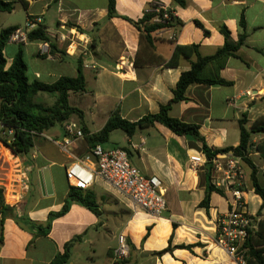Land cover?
<instances>
[{
  "label": "crops",
  "instance_id": "0c3cea01",
  "mask_svg": "<svg viewBox=\"0 0 264 264\" xmlns=\"http://www.w3.org/2000/svg\"><path fill=\"white\" fill-rule=\"evenodd\" d=\"M1 1L15 2L10 14L23 10L26 20L25 26L8 21L0 31L15 26L24 29L31 21L29 33L44 27L50 36L49 42L10 40L4 50L8 66L22 49L29 80L51 84L61 77L76 78L81 63L86 90L70 93L69 102L83 111L84 120L73 115L68 121L82 129L85 126L91 135L104 128L115 110L130 121L157 114L161 105L173 99L181 74L196 61L195 55L180 56L177 66H168L176 47L198 45L203 57L212 56L225 44L223 26L234 43L245 35L237 56L230 57L220 72L232 85L193 84L186 92L188 100L173 104L170 115L199 125L213 149L237 147L240 121L246 119L250 128L264 116V0H184L185 5L175 0H116L122 17L113 18L109 17L108 0ZM152 2L170 9L175 21L172 27L152 33L149 42L125 18L141 20ZM91 43L95 51L89 59L97 64L96 70L85 68L81 58ZM52 45L57 47L55 55H50ZM36 100L52 106L56 97L40 93ZM65 136L64 124H57L39 136L27 157L17 159L0 141V178L11 177L4 170L14 171L19 161L28 169L20 198L3 196L0 264H50L65 253L68 244L71 256L67 264H239L216 242V221L229 209V194L211 192L208 205L202 206L213 173L208 174V163L192 167L190 157L204 154L201 146L191 136H178L160 124L138 129L132 137L126 135V146L108 142L103 146L126 149L142 174L160 178L167 201L162 216L134 208L126 196L97 177L83 193L94 197L98 213L73 202L67 213L52 219L48 232L40 231L50 215L60 212L66 203L70 192L66 168L94 147L84 136L64 151L58 143ZM252 140L249 158L264 187V156L255 148L264 134H254ZM90 164L97 166L95 160ZM241 165L248 212L262 221L264 202L252 186V169L243 161ZM44 170L49 173L51 192L43 183ZM122 233L128 238L131 254L119 262L114 253ZM183 245L191 249L180 248Z\"/></svg>",
  "mask_w": 264,
  "mask_h": 264
},
{
  "label": "trees",
  "instance_id": "16d2710c",
  "mask_svg": "<svg viewBox=\"0 0 264 264\" xmlns=\"http://www.w3.org/2000/svg\"><path fill=\"white\" fill-rule=\"evenodd\" d=\"M180 5H185L184 0H175ZM160 2H152L147 5L144 16L139 21L125 18L135 26L144 35L149 42L152 41L151 34L166 28L172 27L175 16L167 23H157L155 19L163 16V10L156 12ZM27 6V5H25ZM15 9V2H4L0 0V11L10 13ZM109 17H122L116 9V0H108ZM173 13L172 11H170ZM199 26L202 25L198 22ZM241 25L245 27L244 16L241 18ZM68 26H72L69 24ZM20 27H9L0 31V124L2 131L0 141L12 153L19 157H27L31 150L36 146L39 136L57 124H63L73 115H77L83 122L84 113L82 110L73 107L69 102L70 93L84 92L86 90V78L83 74L81 63L79 65V74L76 78L61 77L56 82L48 84L38 80L30 81L27 76L28 66L24 58L22 49L15 55L11 64L4 55V50L9 44L10 38ZM226 41L214 55L203 57L199 52L198 45L177 46L172 59L167 63L168 66H177L180 56H196V61L191 63V68L181 74L176 89L173 91V99L165 105L160 106L157 114H148L138 121H130L121 116L119 110H115L104 128L92 135L85 126L83 132L91 145L105 144L109 142L110 136L114 131L121 130L127 136L132 137L138 129L155 127L157 124L163 125L178 136H191L201 146L204 155L210 164L211 159L221 153L233 151L252 169V186L255 193L261 197L264 202V187L257 180V168L249 158L254 148L252 137L254 134H264V116L258 118L250 128L246 126L247 120L243 119L239 123L240 143L237 147H227L223 149H213L210 147L201 133V128L197 124H191L174 118L170 115L173 104L187 101L186 92L189 86L193 84H203L207 86H229L232 82L226 81L220 77V72L226 67L230 57H236L237 52L245 42V35H241L237 43H234L230 37V31L226 27L221 28ZM28 42H49L50 36L44 27H39L27 35ZM90 50L95 51V45L90 44ZM57 47L51 46L50 55H55ZM47 55H42L46 57ZM40 93H48L56 97L52 106H46L37 102L36 98ZM12 131V135L9 132ZM255 148L264 156V140L255 146ZM211 169L208 170L210 174ZM210 177V176H209ZM224 192L217 189L209 179L207 195L202 206H207L211 192ZM79 203L90 210L98 213L94 197L85 195L83 190H77L70 187L68 198L62 210L50 215L49 222L45 228L39 227V230L46 233L51 229L52 219L62 216L68 212L70 205ZM0 208L5 210L3 191L0 189ZM70 244L66 246L64 254L56 256L50 264H67L70 259ZM180 248L191 249V246H180ZM246 250L247 264H264V219L259 222V229L252 234L243 245ZM168 248L167 250H169Z\"/></svg>",
  "mask_w": 264,
  "mask_h": 264
},
{
  "label": "built area",
  "instance_id": "2783aa9c",
  "mask_svg": "<svg viewBox=\"0 0 264 264\" xmlns=\"http://www.w3.org/2000/svg\"><path fill=\"white\" fill-rule=\"evenodd\" d=\"M163 10V16L157 17V23L165 24L171 20L173 13L164 5H158L156 12ZM29 21L24 29H18L10 38L11 41L25 43L29 29L32 26ZM44 46L47 48L48 44ZM90 47V46H89ZM71 48V45H70ZM69 52V50H68ZM90 48L82 53V63L85 68L96 70L97 64L90 62L92 56ZM66 136L58 143L59 147L68 151L69 146L76 139L84 138L83 129L75 123L66 121L63 123ZM12 131L9 132L12 135ZM11 151V150H10ZM12 153V151H11ZM13 158L18 156L11 154ZM96 161V168L91 162ZM192 167L208 163L204 154L190 157ZM242 159L233 151L214 156L210 161V169L213 173L212 184L229 194V209L220 215L216 221L217 244L237 263L247 264L246 250L243 245L259 229L260 220L248 212L247 203L242 189L245 181V172L241 165ZM14 171L7 172L11 177L0 178V189L3 196H15L18 199L27 185V168H23L21 162L16 163ZM16 172V173H15ZM4 173V172H3ZM97 177L102 178L116 191L126 196L133 207L153 216H162L167 209L163 183L157 176H146L131 163L129 152L120 147L105 149L102 144H96L82 159L75 160L66 168V179L69 187L77 190H87L95 182ZM23 188V189H22ZM131 248L125 234L118 237V247L114 253V259L119 262L130 258Z\"/></svg>",
  "mask_w": 264,
  "mask_h": 264
},
{
  "label": "rangeland",
  "instance_id": "374dc122",
  "mask_svg": "<svg viewBox=\"0 0 264 264\" xmlns=\"http://www.w3.org/2000/svg\"><path fill=\"white\" fill-rule=\"evenodd\" d=\"M0 15H1L0 16V28L2 25L8 26V25H6V22H8V21H12V22H16V23L21 22L20 23L21 26H25L26 17H25L23 10H19L18 12H15L12 15L10 13H7V12H1ZM8 51H9V47H8ZM6 53H7V50H6ZM29 74H31V73L29 72ZM112 143L121 144V145L126 146L127 145L126 134L121 130H117L116 132L113 133V136H111L110 141L107 144H112Z\"/></svg>",
  "mask_w": 264,
  "mask_h": 264
},
{
  "label": "water",
  "instance_id": "95a60500",
  "mask_svg": "<svg viewBox=\"0 0 264 264\" xmlns=\"http://www.w3.org/2000/svg\"><path fill=\"white\" fill-rule=\"evenodd\" d=\"M43 175H44L43 183H44L47 191L51 192V182H50L48 170H44Z\"/></svg>",
  "mask_w": 264,
  "mask_h": 264
}]
</instances>
